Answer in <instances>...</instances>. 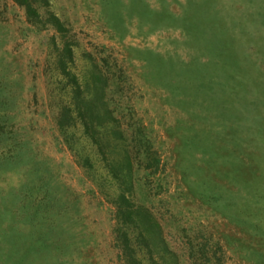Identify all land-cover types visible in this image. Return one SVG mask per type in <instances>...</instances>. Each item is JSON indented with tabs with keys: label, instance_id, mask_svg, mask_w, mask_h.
I'll use <instances>...</instances> for the list:
<instances>
[{
	"label": "rangeland",
	"instance_id": "rangeland-1",
	"mask_svg": "<svg viewBox=\"0 0 264 264\" xmlns=\"http://www.w3.org/2000/svg\"><path fill=\"white\" fill-rule=\"evenodd\" d=\"M35 5L0 0V264H264V0Z\"/></svg>",
	"mask_w": 264,
	"mask_h": 264
},
{
	"label": "trees",
	"instance_id": "trees-1",
	"mask_svg": "<svg viewBox=\"0 0 264 264\" xmlns=\"http://www.w3.org/2000/svg\"><path fill=\"white\" fill-rule=\"evenodd\" d=\"M17 4H19L20 6L26 8L27 13L30 17H33L34 15L37 14V9H36V1L37 0H14ZM101 80H104V86L106 81V78H102ZM106 88L103 89V92H105ZM89 104V110H95V101L94 100H89L88 101ZM93 114V113H92ZM123 216H127V217H133L134 215L137 216L138 222L140 224H143L142 226H144L145 228H147V230H149V234L153 235L155 234L156 236H159L158 238L161 239L162 236V226L159 223V221L154 217V215L151 213V211L142 208V207H136V206H129L127 207V209L125 210L124 213H121Z\"/></svg>",
	"mask_w": 264,
	"mask_h": 264
}]
</instances>
